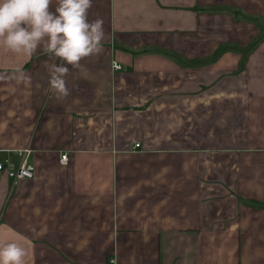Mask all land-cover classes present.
Here are the masks:
<instances>
[{
	"label": "crops",
	"instance_id": "obj_1",
	"mask_svg": "<svg viewBox=\"0 0 264 264\" xmlns=\"http://www.w3.org/2000/svg\"><path fill=\"white\" fill-rule=\"evenodd\" d=\"M96 16L103 54L86 78L65 65L64 101L47 54L0 46V74L33 78L0 80V160L28 149L34 168L0 172V242L25 264H264V0H93Z\"/></svg>",
	"mask_w": 264,
	"mask_h": 264
},
{
	"label": "clouds",
	"instance_id": "obj_2",
	"mask_svg": "<svg viewBox=\"0 0 264 264\" xmlns=\"http://www.w3.org/2000/svg\"><path fill=\"white\" fill-rule=\"evenodd\" d=\"M53 2L0 0V46L29 59L38 51L47 54V92L57 101H64L72 92L67 79L70 69L65 65L86 78L82 61L103 54L105 21L100 16L89 20L93 0H55V12L50 10ZM0 80H14L25 87L33 84L32 76L22 68L0 74ZM27 254L17 242H0V264H25Z\"/></svg>",
	"mask_w": 264,
	"mask_h": 264
},
{
	"label": "built area",
	"instance_id": "obj_3",
	"mask_svg": "<svg viewBox=\"0 0 264 264\" xmlns=\"http://www.w3.org/2000/svg\"><path fill=\"white\" fill-rule=\"evenodd\" d=\"M111 67L114 71L120 69V65L115 62H112ZM135 146L137 147L138 144H136ZM18 153L21 159L17 167H14L13 165L0 160V172H5L7 177L13 180V182H17L18 180L22 179H31L33 176L34 168L28 161L30 150L25 149ZM59 163L62 165H65L67 163V154L63 153L60 155Z\"/></svg>",
	"mask_w": 264,
	"mask_h": 264
}]
</instances>
